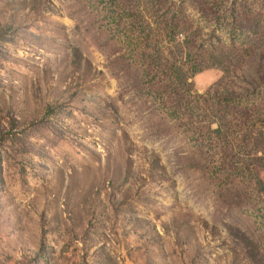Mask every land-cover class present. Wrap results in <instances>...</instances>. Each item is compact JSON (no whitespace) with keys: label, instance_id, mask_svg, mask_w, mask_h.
Listing matches in <instances>:
<instances>
[{"label":"rangeland","instance_id":"1","mask_svg":"<svg viewBox=\"0 0 264 264\" xmlns=\"http://www.w3.org/2000/svg\"><path fill=\"white\" fill-rule=\"evenodd\" d=\"M115 2L0 0V264H264V0L215 24L179 2L207 64L193 117Z\"/></svg>","mask_w":264,"mask_h":264},{"label":"trees","instance_id":"2","mask_svg":"<svg viewBox=\"0 0 264 264\" xmlns=\"http://www.w3.org/2000/svg\"><path fill=\"white\" fill-rule=\"evenodd\" d=\"M114 1L126 13L123 23L126 32L131 37H137L134 47L142 73L149 83L157 87L158 94H164V103H169L167 107L173 115L184 112L188 117L198 116L205 108L200 104L207 103V100L206 96L196 93L190 79L207 64L201 59L191 58V55L202 56L204 49L196 40L201 29L192 24L184 8L178 7L179 2L185 0ZM191 1L205 23L215 24L222 18L225 0ZM231 96L230 93L213 95L218 101H225ZM210 111L214 115L212 107Z\"/></svg>","mask_w":264,"mask_h":264}]
</instances>
